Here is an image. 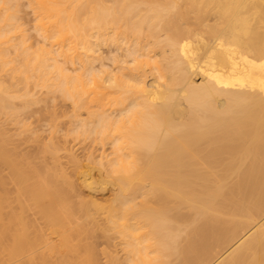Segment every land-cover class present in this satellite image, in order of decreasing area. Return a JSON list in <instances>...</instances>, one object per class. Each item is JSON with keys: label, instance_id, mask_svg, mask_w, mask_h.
<instances>
[{"label": "bare ground", "instance_id": "obj_1", "mask_svg": "<svg viewBox=\"0 0 264 264\" xmlns=\"http://www.w3.org/2000/svg\"><path fill=\"white\" fill-rule=\"evenodd\" d=\"M0 264H264V0H0Z\"/></svg>", "mask_w": 264, "mask_h": 264}, {"label": "rangeland", "instance_id": "obj_2", "mask_svg": "<svg viewBox=\"0 0 264 264\" xmlns=\"http://www.w3.org/2000/svg\"><path fill=\"white\" fill-rule=\"evenodd\" d=\"M224 78L228 81V84L226 86L227 88H232L233 86H235V84H233V83H237V80H235L232 77H227V78L224 77ZM156 102L158 103L159 101L157 100ZM186 111H187V113L184 114V117H186V114H188V110H186ZM182 117H183V115H182ZM77 145L78 144H76L74 146L75 148L72 147V153H73L74 157L76 158V160H78V162H80V165L84 166L82 168V170H87L89 172V174L91 176H93V179L95 180V183H94V185H92L93 189H91V188H88L87 186L85 187L84 184L81 182V179H79V178L75 179L77 176H74L75 177L74 180L76 181V182L74 181V183H77V185L75 184L74 187L77 188V189H75V191L76 190L77 191L75 192L76 195L74 194L76 197L74 198L75 200L73 201V203H77L76 200L78 199V201H79V199H81V202L83 200V202L85 201V203L87 205L92 204L94 202L93 204L95 206L93 204H92L93 206L92 205L91 206L90 205L87 206L90 209V211L88 213L89 214V218L91 216L90 219H84V215H81V214L79 215L78 214V212H77L78 211V207H77L78 203H77L76 205H72V207H71V209L69 211L70 214H68V215H66L63 211H60L61 215L63 217H65V218L64 219H59V220H62V221L65 220L67 225H69L71 227L72 226L73 227L74 226H80V225L86 226L85 229H87V230H86V232L84 234H80L79 236H75L73 238L75 240L74 243L77 244V247H78V248L77 247L76 248L80 252V254H82V256H84L87 251L92 250V251H94V254L98 251L95 254V256L97 258H99V257L102 258V256H104L103 254L105 253V251H109V250L112 251V249L114 248V247H112V245L117 244L116 246L119 247L118 246L119 242L116 243L117 241H119V238H117L118 236L115 234L114 230H110L109 229L110 228L109 227V223L107 222V219H105L106 218L105 216H107V212L106 211L109 209V207L111 205V202L113 200L112 198H114L113 197V193H114L116 187L113 186L110 183L105 184L104 182L102 183L100 181L102 178L99 177V172L103 171V169L100 166L99 158H97L95 161H90L89 162V160H86V157L84 159L83 153H82V157L80 158V156H81V153H80L81 152V148H80V145H79V148H78ZM73 148H74V150H73ZM74 151H75V153H77L76 156H75ZM66 160L67 159H65V160L63 159V162L65 161V164H63V167L66 166L67 168L65 167L64 169H65V171L67 170L66 171L67 173H69L70 170H72V168L74 167L73 166L74 163L71 164V162H73L72 159L71 160L68 159L67 163H66ZM104 161H106V160H104ZM71 166H73V167H71ZM103 178H105V177H103ZM77 194L79 196H77ZM77 197H79V198H77ZM86 200H88V201H86ZM87 202H89V204ZM95 203H97L98 205H96ZM96 206L99 207V208H97ZM99 210L101 212H97ZM27 220H29V219H27ZM31 220H34V219H30V221ZM36 220H34L33 223ZM39 220H37L35 222L37 227L40 226L41 230L45 229V227L43 228V226H42L43 222L42 223H40V222L41 221H45L46 219H44V220L43 219H39ZM31 223H32V221H31ZM40 227H38V228L40 229ZM52 242H53L54 245L59 247L61 250L66 251L67 246L64 244V242L61 240V238L59 236L52 235ZM108 248H110V249H108ZM101 251H103V253ZM101 253H102V255H101ZM71 260H72L71 262L74 263L75 259H71Z\"/></svg>", "mask_w": 264, "mask_h": 264}]
</instances>
